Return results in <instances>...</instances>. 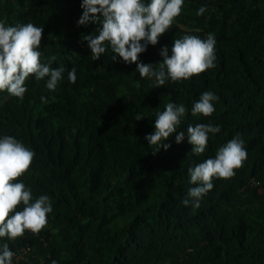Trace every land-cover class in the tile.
<instances>
[{"label":"trees","instance_id":"16d2710c","mask_svg":"<svg viewBox=\"0 0 264 264\" xmlns=\"http://www.w3.org/2000/svg\"><path fill=\"white\" fill-rule=\"evenodd\" d=\"M81 3L0 0V21L43 27L42 62L55 56L52 67L65 69L56 91L47 89V77H29L23 99L0 91V138L12 136L35 153L19 180L34 199L48 195L53 207L38 235L25 231L0 245L12 251L29 244L32 255L21 264H264V193L258 202L251 194L258 191L252 181L264 185V0H184L173 26L139 60L158 70L164 46L170 54L185 34H212L215 67L160 87L140 78L136 64L114 62L110 48L92 60L82 37L102 25L78 26ZM201 6L207 11L197 16ZM206 91L219 97L215 112L192 116ZM170 102L187 111L163 141L171 147L153 155L144 137ZM201 123L221 131L196 155L187 127ZM180 131L185 139L177 144ZM238 134L247 151L243 166L231 179H214L199 208L185 206L196 186L188 170Z\"/></svg>","mask_w":264,"mask_h":264},{"label":"clouds","instance_id":"9594fccd","mask_svg":"<svg viewBox=\"0 0 264 264\" xmlns=\"http://www.w3.org/2000/svg\"><path fill=\"white\" fill-rule=\"evenodd\" d=\"M184 0H82V15L78 26L89 23L102 25L97 33L85 35L93 61L100 60L108 48L111 49L112 60L118 58L125 64H136L140 78L154 80V87L164 86L166 81L183 82L198 76L215 67V38L208 34L206 39L195 34H185L174 40L169 54V48L164 46L160 55L163 57L159 69L154 64H145L139 60L148 45L155 46L159 37L166 33L182 12ZM207 11L201 6L197 16ZM197 32L199 29L196 30ZM43 27L32 23L19 26H9L0 21V91L23 99L27 92L26 81L29 77L41 80L47 77L46 87L56 91L62 79L63 67L53 68L55 56L42 62ZM76 69L68 71V80L75 83ZM219 97L211 91L201 94L194 103L191 115L211 117L215 112L213 102ZM47 102L45 97H41ZM183 104L167 103L165 110L156 113L154 132L144 137L149 146H155L153 155L163 147L166 151L171 147L165 144L173 133L177 132L182 117L186 114ZM143 114H138L136 120H143ZM221 131L220 126L213 124H197L187 127V141L191 152L200 155L205 152L209 134ZM185 139V133L180 131L175 142L180 144ZM35 153L22 142L12 136L0 138V238L15 240L22 237L25 231L38 235L47 225V216L53 211L48 195L33 198V193L20 177L30 169ZM247 159L244 141L238 134L223 146L219 147L214 158H209L188 170L190 183L196 185L188 191V199L182 201L185 206H201V199L213 189L214 179L228 180L235 176L236 170L243 166ZM14 253L7 243L0 245V264H12ZM56 264V261H52Z\"/></svg>","mask_w":264,"mask_h":264},{"label":"built area","instance_id":"2783aa9c","mask_svg":"<svg viewBox=\"0 0 264 264\" xmlns=\"http://www.w3.org/2000/svg\"><path fill=\"white\" fill-rule=\"evenodd\" d=\"M252 185L256 187L260 193H264V185L259 184L257 181H252ZM31 251L32 248L29 244L22 245L12 250L14 253L12 264H21L24 261H28L32 255ZM38 264H43V261H40Z\"/></svg>","mask_w":264,"mask_h":264},{"label":"rangeland","instance_id":"374dc122","mask_svg":"<svg viewBox=\"0 0 264 264\" xmlns=\"http://www.w3.org/2000/svg\"><path fill=\"white\" fill-rule=\"evenodd\" d=\"M253 195V200L258 202L260 200V198H262L263 196H261L262 194L259 191H252L251 193Z\"/></svg>","mask_w":264,"mask_h":264}]
</instances>
